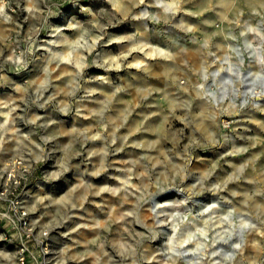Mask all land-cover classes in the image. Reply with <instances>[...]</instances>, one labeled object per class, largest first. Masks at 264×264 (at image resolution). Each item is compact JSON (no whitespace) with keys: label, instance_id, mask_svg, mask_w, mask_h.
Listing matches in <instances>:
<instances>
[{"label":"rangeland","instance_id":"obj_1","mask_svg":"<svg viewBox=\"0 0 264 264\" xmlns=\"http://www.w3.org/2000/svg\"><path fill=\"white\" fill-rule=\"evenodd\" d=\"M5 3L0 264H264V0Z\"/></svg>","mask_w":264,"mask_h":264},{"label":"built area","instance_id":"obj_2","mask_svg":"<svg viewBox=\"0 0 264 264\" xmlns=\"http://www.w3.org/2000/svg\"><path fill=\"white\" fill-rule=\"evenodd\" d=\"M29 168L30 165L22 157L12 159L5 169L6 184L13 185L14 187L21 185ZM12 194L11 209L18 216L25 238L17 250V261L19 264H27L29 261L27 239L31 237L33 229L30 225L27 209L23 206L19 194H16L14 191ZM5 195H7V188H0V198H3Z\"/></svg>","mask_w":264,"mask_h":264},{"label":"clouds","instance_id":"obj_3","mask_svg":"<svg viewBox=\"0 0 264 264\" xmlns=\"http://www.w3.org/2000/svg\"><path fill=\"white\" fill-rule=\"evenodd\" d=\"M29 3H31V0H29ZM6 6L7 5L5 3V0H0V16H4V18L6 20H10V17L5 16V8H6ZM2 129H3V126L0 125V130H2ZM2 139H3V137H2V135H0V140H2ZM60 178L61 177L59 175H56V176L53 177L54 180H59ZM68 218L70 219V217H68ZM244 226L246 227L247 225H244ZM4 239H5V237L0 235V241H3ZM235 247L239 248V247H241V245L240 244H236Z\"/></svg>","mask_w":264,"mask_h":264},{"label":"bare ground","instance_id":"obj_4","mask_svg":"<svg viewBox=\"0 0 264 264\" xmlns=\"http://www.w3.org/2000/svg\"><path fill=\"white\" fill-rule=\"evenodd\" d=\"M241 49V48H240ZM242 62H244V58L242 57ZM255 76H262V78H264V70L263 69H260V71L258 72V73H256V75ZM157 204H158V201L155 199V201H154V206L153 207H156L157 206ZM185 252L184 251H180V250H178V248L176 249V251H175V253H173L172 254V256L176 259V260H178L179 258H181V257H187L185 254H184ZM233 255V254H232ZM189 259H191V257L189 258ZM194 264H198V261H194Z\"/></svg>","mask_w":264,"mask_h":264}]
</instances>
